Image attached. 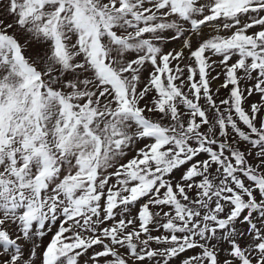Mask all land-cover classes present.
<instances>
[{
    "label": "snow or ice",
    "instance_id": "1",
    "mask_svg": "<svg viewBox=\"0 0 264 264\" xmlns=\"http://www.w3.org/2000/svg\"><path fill=\"white\" fill-rule=\"evenodd\" d=\"M0 264H264V0H0Z\"/></svg>",
    "mask_w": 264,
    "mask_h": 264
}]
</instances>
